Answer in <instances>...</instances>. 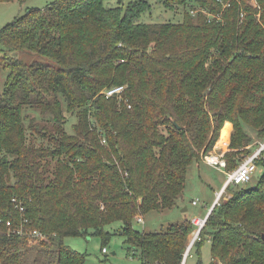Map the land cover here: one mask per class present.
<instances>
[{
	"label": "trees",
	"instance_id": "16d2710c",
	"mask_svg": "<svg viewBox=\"0 0 264 264\" xmlns=\"http://www.w3.org/2000/svg\"><path fill=\"white\" fill-rule=\"evenodd\" d=\"M156 1L181 7V19L149 21V0H55L0 30V264H84L65 237L92 230L106 242L115 222L142 264H182L195 221L141 232L136 217L176 206L190 166L231 131L226 121L227 171L252 154L254 133L264 139V0ZM23 50L52 62L8 55ZM116 86L121 96L107 97ZM33 230L45 238L31 243ZM263 233L264 171L213 207L196 264L208 240L211 264H264Z\"/></svg>",
	"mask_w": 264,
	"mask_h": 264
},
{
	"label": "rangeland",
	"instance_id": "374dc122",
	"mask_svg": "<svg viewBox=\"0 0 264 264\" xmlns=\"http://www.w3.org/2000/svg\"><path fill=\"white\" fill-rule=\"evenodd\" d=\"M53 1L55 0H27L25 2L16 0L0 3V30L5 25L13 21L16 17L24 15L30 8L43 9ZM120 1L123 5H126L131 0H106V3L109 5H117ZM149 1L154 4V10H152V14L147 16L149 21H177L181 19L182 16L180 14L183 13V9H181V7L175 8V10L172 11L166 9L163 5H157V1L155 3V0ZM2 49L3 46L0 44V56L3 54ZM8 55L28 63L35 61L42 63L52 62L45 56L27 50L12 51L9 52ZM27 114L28 116H36L39 120L43 118V120H40V122L51 123V117L48 115L42 117L37 111L34 110H28ZM69 116V120L66 124V130L69 133H72V124L76 122L77 117L75 114H69ZM226 130L230 136V130L228 128H222L220 130V135ZM34 137V135H30L29 140L33 139L35 141ZM254 137L255 141L253 142L251 148L252 153L261 147V143L264 144L263 138H258L255 133ZM218 141L212 151H218L217 153L233 151V149L230 148V141H228L227 145L223 147H218ZM48 143L49 141L47 137H45L36 144L47 145ZM242 155L243 154L240 153L241 157ZM263 171L264 165L259 166L256 171V175L250 183L241 186H230L228 191L224 193L221 203L231 198L236 191L252 188L258 182ZM226 177L227 175H225V173L208 164L204 160H201L200 162H194L188 170L186 187L176 206L162 212L152 211L144 216V222H138L135 219L134 227L141 232H158L166 229L170 223L182 221L184 218L192 219L198 226H200L198 220L200 218L205 219L207 217L206 213L217 195L215 191L220 189L224 180H226ZM193 201H197V203L194 204ZM185 207H188V211L183 212L182 209ZM197 217L198 220L194 219ZM120 228L121 222H115L111 225H107L106 230L112 232L113 235L106 242L101 235L93 234L92 230L90 231V234L86 236H67L65 237L64 241L71 248L85 255L84 264H142L138 256H135L127 251L125 237L119 233ZM197 232L198 231L190 236V242L194 239ZM103 247L106 248L107 252H103ZM198 259L199 258L196 248L192 246L190 253L186 258L185 264H196ZM201 260L202 264H211L212 262L211 241L209 240L206 241L201 248Z\"/></svg>",
	"mask_w": 264,
	"mask_h": 264
},
{
	"label": "built area",
	"instance_id": "2783aa9c",
	"mask_svg": "<svg viewBox=\"0 0 264 264\" xmlns=\"http://www.w3.org/2000/svg\"><path fill=\"white\" fill-rule=\"evenodd\" d=\"M252 2H253V4L255 6L260 7V5H259L257 0H252ZM199 11L205 13L209 20H211L214 17L216 19H218V20H221V14L214 15V14L209 13L207 10H204V9H201V8H198V7L192 8L190 10V13L192 15H196ZM123 91H124V86H116V87L107 89L105 91V94H106L107 97H112V96H115V95L120 97ZM217 152L216 151H210L208 154H205L204 158H203V160L205 162H207L208 164L216 167L219 170L225 171L226 175H227V179H226L225 185L221 189V191L217 193V195L215 197V201L213 203V207L215 205H219L221 203V199H222L224 193L227 191L228 187H230L232 185H234V186L235 185H238V186L247 185L248 183H250L253 180L254 176L256 175V171L258 169V165L256 164V161L263 157L264 144L261 143V147L257 151H255L252 154H250L249 156H247L240 163V165L236 169H234L233 171H227V161H226V159L224 157L225 153L224 152L217 153ZM193 203L196 204L197 201H193ZM24 210L25 209L22 206H20V211L24 212ZM195 219L198 220V217L195 218ZM136 220L138 222H144V218L142 216H137ZM25 221L27 222V219H25ZM198 222L200 224V226H198V230H197L198 232L196 233L194 239L188 245L187 250H186V252L184 254V260H183L182 264H185L186 258H187V256L190 253L191 247L194 245L193 244L194 241L200 239L199 230H201V228L205 224V219L200 218L198 220ZM2 223H3V221H2V219H0V224H2ZM6 226L10 230L12 228L11 221H9V220L6 221ZM17 233L19 235H24L25 234L23 229L17 230ZM29 237H30V242L31 243H36L37 240H34V239L37 238V237L45 238L42 235V233H40L37 230L30 231L29 232ZM103 252H107L106 248L103 249Z\"/></svg>",
	"mask_w": 264,
	"mask_h": 264
},
{
	"label": "crops",
	"instance_id": "0c3cea01",
	"mask_svg": "<svg viewBox=\"0 0 264 264\" xmlns=\"http://www.w3.org/2000/svg\"><path fill=\"white\" fill-rule=\"evenodd\" d=\"M226 124H230V125L232 126V123H230V122H226ZM230 128H231L230 136L228 137V138H229V141H230V139H231V133H232V131H233V126L230 127ZM220 171H222V170H220ZM222 172L225 173V175H226V172H225V171H222ZM226 179H227V177H226ZM225 182H226V180H224V182H223L222 186L220 187V189H219L218 191H215L216 193H218V192L221 191V189H222V188L224 187V185H225ZM227 191H228V190H227ZM214 201H215V198H214V200H213V202H212L210 208L208 209L206 215H208V213L211 211V208L213 207V203H214ZM183 209H184V208H183ZM183 209H182L183 212H184V211H188V207H187L186 210H183ZM206 215H205V216H206ZM205 216H204V217H205ZM143 218H144V217H143ZM194 219H195V218H194Z\"/></svg>",
	"mask_w": 264,
	"mask_h": 264
},
{
	"label": "bare ground",
	"instance_id": "6f19581e",
	"mask_svg": "<svg viewBox=\"0 0 264 264\" xmlns=\"http://www.w3.org/2000/svg\"><path fill=\"white\" fill-rule=\"evenodd\" d=\"M229 135H228V131H223L222 134L220 135V139L218 141V147H223L226 146L228 141H229Z\"/></svg>",
	"mask_w": 264,
	"mask_h": 264
},
{
	"label": "water",
	"instance_id": "95a60500",
	"mask_svg": "<svg viewBox=\"0 0 264 264\" xmlns=\"http://www.w3.org/2000/svg\"><path fill=\"white\" fill-rule=\"evenodd\" d=\"M186 209H187V207H185L183 210H186ZM212 209H213V207L211 208V210H212ZM210 212H211V211H210ZM210 212H209V213H210ZM209 213H208V214H209ZM207 216H208V215H207ZM206 219H207V217L205 218V221H206ZM199 232H200V230H199ZM262 238L264 239V233H263V235H262Z\"/></svg>",
	"mask_w": 264,
	"mask_h": 264
}]
</instances>
